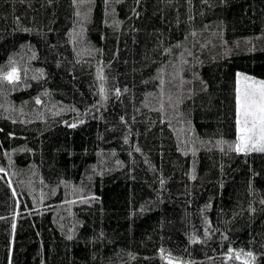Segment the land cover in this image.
<instances>
[{
  "label": "trees",
  "instance_id": "trees-1",
  "mask_svg": "<svg viewBox=\"0 0 264 264\" xmlns=\"http://www.w3.org/2000/svg\"><path fill=\"white\" fill-rule=\"evenodd\" d=\"M244 77L264 0H0V264H264Z\"/></svg>",
  "mask_w": 264,
  "mask_h": 264
},
{
  "label": "snow or ice",
  "instance_id": "snow-or-ice-1",
  "mask_svg": "<svg viewBox=\"0 0 264 264\" xmlns=\"http://www.w3.org/2000/svg\"><path fill=\"white\" fill-rule=\"evenodd\" d=\"M244 79L250 80L251 78L244 77ZM237 105L238 112L243 119L237 120L241 135L236 151L264 152V82L251 81V85L245 92L242 95L238 94ZM257 128H259L260 136L259 147L255 140Z\"/></svg>",
  "mask_w": 264,
  "mask_h": 264
},
{
  "label": "rangeland",
  "instance_id": "rangeland-1",
  "mask_svg": "<svg viewBox=\"0 0 264 264\" xmlns=\"http://www.w3.org/2000/svg\"><path fill=\"white\" fill-rule=\"evenodd\" d=\"M253 80H255V79L254 78H251L250 80L244 79V81H243V87L245 89H247L251 85V81H253ZM255 81H257V80H255ZM238 119L241 120V116H238ZM238 132H239V138H240V135H241V133H240V125H238Z\"/></svg>",
  "mask_w": 264,
  "mask_h": 264
}]
</instances>
